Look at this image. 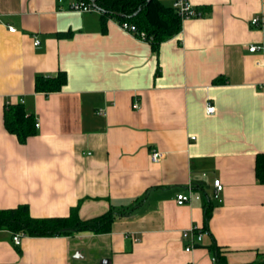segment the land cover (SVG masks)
<instances>
[{
  "label": "crops",
  "instance_id": "0c3cea01",
  "mask_svg": "<svg viewBox=\"0 0 264 264\" xmlns=\"http://www.w3.org/2000/svg\"><path fill=\"white\" fill-rule=\"evenodd\" d=\"M187 1L203 15L181 20L154 52L98 10L69 9L77 0H0V210L64 217L77 206L86 220L137 203L103 234L14 245L0 229V264H214L212 241L225 264L264 262L254 174L264 152V0ZM60 71V90L35 91L36 76ZM20 100L38 124L24 143L3 127L4 105ZM189 190L198 198L176 204ZM192 227L209 235L186 252L181 234Z\"/></svg>",
  "mask_w": 264,
  "mask_h": 264
},
{
  "label": "trees",
  "instance_id": "16d2710c",
  "mask_svg": "<svg viewBox=\"0 0 264 264\" xmlns=\"http://www.w3.org/2000/svg\"><path fill=\"white\" fill-rule=\"evenodd\" d=\"M89 5L100 12L101 20L115 19L118 23L128 22L136 26L138 32H143L155 52L157 46L177 34L181 29V18L173 7L164 6L160 0H77ZM203 10L204 7H201ZM204 13V11H203ZM66 81L63 72H57L53 77L36 76L34 89L36 92L50 93L60 90ZM221 79H217L218 83ZM3 127L8 133L15 135L19 143H24L27 137L36 133L35 118L25 112L21 102L5 104L3 107ZM255 180L264 185V152L257 153L254 161ZM137 204V203H134ZM127 208H109L100 216L86 220L78 217L77 206L70 209L67 216L34 218L28 214L25 205L14 209L0 210V229L11 234L21 232L24 236L32 237H59L70 236L75 232H92L103 234L110 232L111 224L120 219L129 217L133 205ZM211 203L207 201L203 210V222L207 223L211 216ZM212 257L216 264H225L224 258L212 241L209 245ZM253 264V263H252ZM264 264V262L262 263Z\"/></svg>",
  "mask_w": 264,
  "mask_h": 264
},
{
  "label": "built area",
  "instance_id": "2783aa9c",
  "mask_svg": "<svg viewBox=\"0 0 264 264\" xmlns=\"http://www.w3.org/2000/svg\"><path fill=\"white\" fill-rule=\"evenodd\" d=\"M171 7H173L176 11V13L178 14V16L181 18V20H186V18H200L203 15L202 10H198L196 8H194L193 6L190 5V3L187 0H173L171 3ZM69 9L74 10V11H78V12H90L93 11L95 9H93L92 7H90L89 5H86L84 3H80V2H73L70 4ZM250 24L254 27L259 26V19H257V17H253L252 20L250 21ZM120 28L122 30H124L125 32H129L132 35H134L136 38L139 39H144L146 40V37H144V33L142 32H138L136 29V26L132 23H126V22H121L119 23ZM9 29L12 31L14 30L12 27H9ZM34 45L38 46L39 45V40L34 39ZM257 47H255L254 45L248 47L250 52H254L256 50ZM20 102L22 103V100H20ZM132 109H137L138 108V104L135 102L131 105ZM213 106L210 105L209 103L206 104L205 106V110L206 113L211 114L214 112L213 110ZM98 113H102V110L100 109V111H98ZM103 114V113H102ZM38 124L35 123L34 127H37ZM151 161L154 163L159 162L160 158H161V152H158L156 150H152L149 154ZM213 184V191L210 195L211 199L214 200L217 203L221 202V198L219 197L221 191L223 190V184L221 183V181L219 179H214L212 181ZM198 196L192 194V192L189 190L188 194H183V193H177L175 200H176V204H185V203H190L192 199H197ZM207 235H209L208 230H201V229H197L195 227L190 228V230H185L182 232L181 236L184 240H186V245L184 250L186 252H189L191 250H193L194 247L198 246L200 244V242L202 241V239L204 237H207ZM22 237H24V234H22L21 232H15L14 234H12V243L14 245H18L22 239ZM212 261L214 262V264H216V260L215 258L212 257Z\"/></svg>",
  "mask_w": 264,
  "mask_h": 264
}]
</instances>
